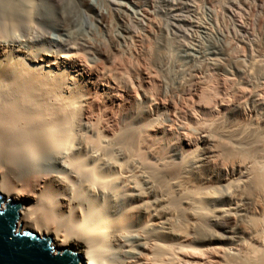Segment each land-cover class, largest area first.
Segmentation results:
<instances>
[{
  "label": "bare ground",
  "instance_id": "1",
  "mask_svg": "<svg viewBox=\"0 0 264 264\" xmlns=\"http://www.w3.org/2000/svg\"><path fill=\"white\" fill-rule=\"evenodd\" d=\"M69 1L0 0V194L24 204L17 228L53 238L83 264H141L148 252L158 264H264V86L237 90L244 97L228 103H213V89L183 90L191 124L170 104L180 132L156 119L110 139L125 142L119 163L85 121L80 92L63 96L66 81L54 68L72 58L73 43L65 55L40 51L46 26L57 23L54 7L67 2L66 20L76 16ZM94 136L97 157L87 149ZM165 136L177 144L174 159L159 147ZM155 227L166 230L165 250Z\"/></svg>",
  "mask_w": 264,
  "mask_h": 264
},
{
  "label": "rangeland",
  "instance_id": "2",
  "mask_svg": "<svg viewBox=\"0 0 264 264\" xmlns=\"http://www.w3.org/2000/svg\"><path fill=\"white\" fill-rule=\"evenodd\" d=\"M72 1L77 11L73 19L66 20L70 11L67 2L61 10L54 7L57 23L46 26L40 51L49 56L65 55V45L73 43L72 58L54 68L59 79L66 81L63 96H68L72 87L80 92L78 101L85 121L94 134L105 137L102 145L107 144L119 163L126 162L125 142L116 146L119 140L112 143L110 139L128 136L156 119L172 124L175 135L180 132L182 124L179 120L172 123L169 105H176L178 114L186 116L188 98L183 90L213 89V103H228V99H242V91L264 86V0ZM46 3L48 17L51 3ZM185 123L191 124L187 116ZM169 140L165 136L158 144L174 159L177 144ZM88 141L89 154L99 156L97 136ZM78 180H74L77 185ZM90 195L96 201L104 197L101 193ZM0 197L3 206L7 198L4 194ZM115 206L110 204L119 212ZM154 229L156 235L151 231L144 235H155L154 240L161 239L155 243L164 242L162 248L168 247L171 242L163 241L166 230ZM134 235L129 237L130 257L141 252ZM149 253L139 263L158 264L157 257ZM163 253L168 258L169 253Z\"/></svg>",
  "mask_w": 264,
  "mask_h": 264
},
{
  "label": "water",
  "instance_id": "3",
  "mask_svg": "<svg viewBox=\"0 0 264 264\" xmlns=\"http://www.w3.org/2000/svg\"><path fill=\"white\" fill-rule=\"evenodd\" d=\"M0 197V264H83L80 255L39 237L24 227L17 228L21 206Z\"/></svg>",
  "mask_w": 264,
  "mask_h": 264
}]
</instances>
